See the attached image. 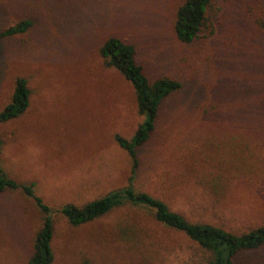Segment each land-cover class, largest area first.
<instances>
[{"label":"rangeland","instance_id":"1","mask_svg":"<svg viewBox=\"0 0 264 264\" xmlns=\"http://www.w3.org/2000/svg\"><path fill=\"white\" fill-rule=\"evenodd\" d=\"M183 0H0V31L21 19L25 34L0 41V109L17 77L28 106L0 124V174L30 186L53 222L51 264H206L209 255L136 208L123 206L69 227L80 207L125 187L129 142L143 116L133 90L97 50L115 37L135 50L149 81L181 89L162 102L149 140L135 147L131 186L190 222L234 234L264 224V32L253 21L264 0H214L203 37L172 32ZM203 109H208L204 114ZM228 191L216 195L212 184ZM40 215L18 192L0 193V264H25ZM234 264H264V247Z\"/></svg>","mask_w":264,"mask_h":264},{"label":"trees","instance_id":"2","mask_svg":"<svg viewBox=\"0 0 264 264\" xmlns=\"http://www.w3.org/2000/svg\"><path fill=\"white\" fill-rule=\"evenodd\" d=\"M214 0H183L175 9L172 32L175 39L183 44H191L201 39L207 14ZM253 24L264 32V10L257 13ZM31 22L21 19L14 25L0 31V41L15 35L25 34ZM203 35V36H202ZM98 56L104 65L117 72L133 90L137 114L143 116L129 142L116 137V142L130 160L127 185L110 191L101 198L94 199L77 207L67 204L59 212L69 227H79L104 217L111 211L123 206L136 208L163 228L181 234L187 241L208 253L206 264H234V258L241 252L255 251L264 247V224L240 234H234L222 227L208 223L190 222L179 213L172 211L166 203L147 192L135 191L131 186L139 163L134 148L146 143L155 129L159 109L163 101L178 92L182 85L169 78L149 81L142 68L135 61V50L130 44L115 37L105 38L98 47ZM26 80L17 77L8 102L0 109V124L19 117L28 106ZM204 114L208 109H203ZM216 195L224 194L229 187L218 181L211 188ZM18 192L30 200L40 215V226L34 234L31 253L25 264H51L53 252V222L48 208L37 198L30 186H20L3 179L0 174V193ZM182 264H189L182 260Z\"/></svg>","mask_w":264,"mask_h":264}]
</instances>
